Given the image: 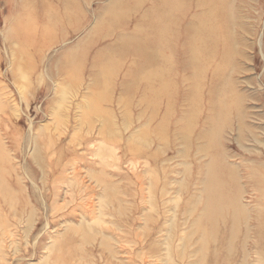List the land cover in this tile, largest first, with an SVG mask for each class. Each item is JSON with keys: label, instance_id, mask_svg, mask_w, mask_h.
<instances>
[{"label": "rangeland", "instance_id": "374dc122", "mask_svg": "<svg viewBox=\"0 0 264 264\" xmlns=\"http://www.w3.org/2000/svg\"><path fill=\"white\" fill-rule=\"evenodd\" d=\"M69 1L0 0V264H61L62 243L65 264H196L204 243L203 169L215 151L235 173L233 202L247 216L232 234L233 212L223 206L219 239L210 240L199 264H264V0H231L229 22L225 0H183L193 8L188 26L230 30L221 88L230 91L231 106L219 108V137L207 133L218 109L206 113V105L194 124L202 103L189 106L190 79L168 112V136L151 128L152 109L129 92L121 71L92 112L101 82L94 57L124 40L125 29L142 41L156 0L141 1L122 20L116 11L128 0H73L77 15L61 18L44 47L40 30L24 40L13 29L30 11L41 27L49 7ZM15 5L20 12H11ZM29 42L34 47L22 55ZM191 46L179 49V60L191 56ZM72 56L80 69L69 68ZM218 68L213 64L217 75ZM135 139L142 149L130 144Z\"/></svg>", "mask_w": 264, "mask_h": 264}, {"label": "bare ground", "instance_id": "6f19581e", "mask_svg": "<svg viewBox=\"0 0 264 264\" xmlns=\"http://www.w3.org/2000/svg\"><path fill=\"white\" fill-rule=\"evenodd\" d=\"M141 1L143 0H128L124 2L120 10L117 9L116 16L120 20L128 19L131 11L135 9V5ZM225 1L228 14L227 18L224 17V19L229 22L230 17H232L231 0ZM183 3L188 4L187 1L183 0H156L153 6L148 7L149 11L144 16L146 18L145 26L147 31H145L146 35H144L142 41L133 42L130 38H134L137 32H130L125 29L127 37L124 40L118 41L108 51H100L94 57L93 65L99 70L95 81L101 82L95 86L96 94L91 102L92 112H98L100 109L98 106L100 97L110 94L106 90L113 85L111 84L112 82H114L115 86L117 73L121 71L130 82L129 92L132 93L135 90L136 93L143 96V103L152 109L150 119L154 125H151V128L155 132L169 135L172 125L171 117L176 111V103L181 97L186 96L189 106L193 107V110L197 107L196 101L198 99L202 103L199 113L195 116V125L198 123V119L201 116L200 111L203 107L209 106L206 113L214 112L218 109V117L216 119H219V121L213 120V127L207 133L208 137H219V130L224 121L223 114L231 106L230 91L221 88L223 71L229 61L227 56L230 53V42L228 41L230 30L226 24H222L221 28L218 25H206L205 27L188 26V18L193 8L191 4L189 6ZM75 7L76 4L73 0L69 1L68 4H64L62 8L49 7L41 27H38L37 20L32 15L33 11H30L26 15L22 14L20 16L18 23H14L13 29H16L18 37L20 39L24 38V40L34 33L37 34L35 31L40 30L42 35L39 39L43 41L42 46H47L49 39L55 38V25L60 19L70 20L73 14L74 17L77 15ZM11 12H20V10L15 5ZM123 24L120 23V25ZM224 28H226L225 32ZM136 30L141 31L142 29L136 27ZM107 31H111L108 26ZM216 31L221 32V34ZM178 37H181V41L177 44ZM188 42H191L192 45L191 56L187 59L179 60V49H183ZM34 44L31 42L25 44V47L21 49L22 55L28 56V50L34 47ZM214 52H218V54L212 56ZM39 55L41 56V52ZM131 57L139 59V61L131 60ZM216 57L221 60L214 62ZM67 64L70 69L78 70L81 68L75 56L70 57ZM213 64L219 67L218 75L213 69ZM210 70L213 71L208 72ZM186 79H190L189 90L183 96L181 83ZM221 107L224 108V112L219 109ZM169 111L172 113L170 119L168 118ZM222 112L223 114H221ZM108 125H110V121L106 122L107 127ZM185 131L188 133L189 127L188 131L186 129ZM201 131L205 135L204 129ZM150 132L149 129H146L144 133L148 135ZM211 140L213 141V139ZM130 144L139 149L143 148V143L140 139H135ZM204 147L206 149L211 147V141ZM209 154L211 162L203 169L205 174L204 209L200 214L201 220L198 221V229L203 234L204 243L200 245V259L196 264L205 259L206 254H208V252L205 253L207 251L205 248H208L210 242L216 238L219 239L218 235L220 234L219 231H221L219 224L226 218L223 213H220L222 208H224L223 206H227L233 212L230 213V220L234 223L232 234L238 232L237 226L241 215L242 218L243 214L245 218L247 216L246 213H240L243 209L233 202L234 200L237 201V194L232 186L236 181L232 168L224 164L221 152L215 151ZM194 208L196 209V207ZM260 215L262 214L259 213ZM260 224L262 225V223ZM64 245L63 243L60 244L57 250L60 254H58L57 259L61 264L66 263V256L63 255L64 250L68 251V248L66 250Z\"/></svg>", "mask_w": 264, "mask_h": 264}]
</instances>
